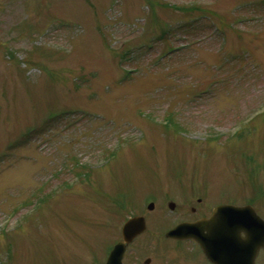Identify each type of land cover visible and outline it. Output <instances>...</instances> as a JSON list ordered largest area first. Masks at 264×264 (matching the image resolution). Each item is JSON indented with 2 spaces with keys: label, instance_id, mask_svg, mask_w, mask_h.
Instances as JSON below:
<instances>
[{
  "label": "rangeland",
  "instance_id": "obj_1",
  "mask_svg": "<svg viewBox=\"0 0 264 264\" xmlns=\"http://www.w3.org/2000/svg\"><path fill=\"white\" fill-rule=\"evenodd\" d=\"M146 1L0 0V264H102L148 196L151 232L162 193L244 203V155L264 189V0Z\"/></svg>",
  "mask_w": 264,
  "mask_h": 264
},
{
  "label": "flooded vegetation",
  "instance_id": "obj_2",
  "mask_svg": "<svg viewBox=\"0 0 264 264\" xmlns=\"http://www.w3.org/2000/svg\"><path fill=\"white\" fill-rule=\"evenodd\" d=\"M181 200L183 215L180 221L167 231L182 222H197L202 218H210L216 208L209 197L199 192L187 193ZM261 216L264 218L263 214ZM155 222L157 224L154 232L140 236L128 247L125 264H237L232 256V248L222 247L219 256L215 255L210 259L196 240L168 238L167 231L161 233L167 226H163L158 219ZM146 236L149 238L146 239ZM240 238H246V234H241ZM251 264H264V248L252 258Z\"/></svg>",
  "mask_w": 264,
  "mask_h": 264
},
{
  "label": "water",
  "instance_id": "obj_3",
  "mask_svg": "<svg viewBox=\"0 0 264 264\" xmlns=\"http://www.w3.org/2000/svg\"><path fill=\"white\" fill-rule=\"evenodd\" d=\"M172 207L174 206L172 205ZM150 208H153V205ZM196 226L200 229L204 226L203 231L200 232V229H196L195 226L185 224L171 231L169 236L193 237L201 243L210 255V248L221 243L222 234L225 235L230 230L235 229L246 232L248 235L247 246L258 244L259 248L264 247V222L249 207L221 206L216 210L211 220L200 222ZM145 230L144 218L136 217L129 220L123 229V241L109 255L106 264H122L127 245Z\"/></svg>",
  "mask_w": 264,
  "mask_h": 264
},
{
  "label": "trees",
  "instance_id": "obj_4",
  "mask_svg": "<svg viewBox=\"0 0 264 264\" xmlns=\"http://www.w3.org/2000/svg\"><path fill=\"white\" fill-rule=\"evenodd\" d=\"M172 121H174V120L172 119Z\"/></svg>",
  "mask_w": 264,
  "mask_h": 264
}]
</instances>
